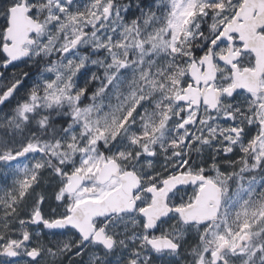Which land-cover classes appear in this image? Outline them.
<instances>
[{
	"label": "snow or ice",
	"instance_id": "snow-or-ice-1",
	"mask_svg": "<svg viewBox=\"0 0 264 264\" xmlns=\"http://www.w3.org/2000/svg\"><path fill=\"white\" fill-rule=\"evenodd\" d=\"M0 264H264V0H0Z\"/></svg>",
	"mask_w": 264,
	"mask_h": 264
}]
</instances>
